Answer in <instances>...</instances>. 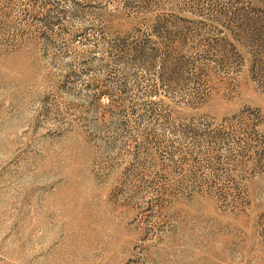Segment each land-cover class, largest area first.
Returning a JSON list of instances; mask_svg holds the SVG:
<instances>
[{"label":"rangeland","instance_id":"374dc122","mask_svg":"<svg viewBox=\"0 0 264 264\" xmlns=\"http://www.w3.org/2000/svg\"><path fill=\"white\" fill-rule=\"evenodd\" d=\"M0 264H264V0H0Z\"/></svg>","mask_w":264,"mask_h":264}]
</instances>
